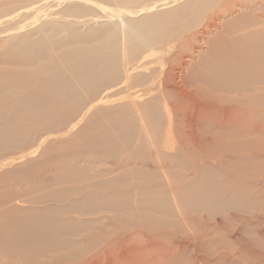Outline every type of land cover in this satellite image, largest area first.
<instances>
[{
  "label": "bare ground",
  "instance_id": "obj_1",
  "mask_svg": "<svg viewBox=\"0 0 264 264\" xmlns=\"http://www.w3.org/2000/svg\"><path fill=\"white\" fill-rule=\"evenodd\" d=\"M0 264H264V0H0Z\"/></svg>",
  "mask_w": 264,
  "mask_h": 264
},
{
  "label": "rangeland",
  "instance_id": "obj_2",
  "mask_svg": "<svg viewBox=\"0 0 264 264\" xmlns=\"http://www.w3.org/2000/svg\"><path fill=\"white\" fill-rule=\"evenodd\" d=\"M7 5H5L6 7ZM61 38H66V33L64 32L61 35ZM76 44L68 45V46H63V49L60 50H53L49 51V54L52 55V57L58 59L60 61V67H67V69H74L76 68L75 66V57H76ZM12 97L15 98L18 95H13L12 92L6 91L3 95V97ZM25 187V185H23Z\"/></svg>",
  "mask_w": 264,
  "mask_h": 264
}]
</instances>
